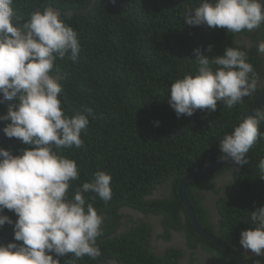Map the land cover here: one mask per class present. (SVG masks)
<instances>
[{
  "label": "trees",
  "instance_id": "1",
  "mask_svg": "<svg viewBox=\"0 0 264 264\" xmlns=\"http://www.w3.org/2000/svg\"><path fill=\"white\" fill-rule=\"evenodd\" d=\"M199 0H14L21 22L34 11L52 7L61 12L66 23L80 34L81 52L77 62L57 61L60 94L68 115L91 108L95 120L82 133L84 148L63 150L80 167V180L75 188L103 170L113 177V198L107 204L98 196L90 199L98 214L105 218L103 236L98 239L102 255L96 260L84 257L75 264H177L182 253L171 249L158 256L150 249L152 229L147 224L118 233L121 209H141L164 217L163 226L186 232L189 245L213 254L224 264H240L232 254L199 237L192 228L178 193L180 182L214 163L223 155L219 141L249 115L264 85V68L256 47L247 51L237 44L239 34L206 25L189 26L183 13L195 8ZM261 29H264L262 26ZM240 34L249 35L248 32ZM264 30H262V35ZM212 45V51L206 49ZM229 47L247 52L249 63L259 75L257 91L241 104L227 109L218 105L215 112L197 110L191 117L177 118L170 107V86L177 78L195 72L194 50L200 48L209 59L222 55ZM0 105V115L9 105ZM259 110H264V103ZM159 126H154V122ZM0 123V147L13 155L30 148L16 138H8ZM264 132V123L260 125ZM249 164L238 166L232 161L212 173L188 184L187 194L200 227L225 244L238 249L240 234L253 225L251 212L264 206V178L257 167L264 158V139L249 151ZM231 174L226 193L217 187L216 179ZM170 182L171 194L163 199H149L154 191ZM197 190L212 191L217 202L219 227L216 233ZM91 198L95 194H85ZM4 215L13 222L17 216L7 209ZM22 243L14 240L13 225L0 228V245ZM72 257L60 258L69 264ZM246 263V257H244ZM247 264V263H246Z\"/></svg>",
  "mask_w": 264,
  "mask_h": 264
},
{
  "label": "clouds",
  "instance_id": "2",
  "mask_svg": "<svg viewBox=\"0 0 264 264\" xmlns=\"http://www.w3.org/2000/svg\"><path fill=\"white\" fill-rule=\"evenodd\" d=\"M183 17L189 26L251 33L264 26V5L261 0H199ZM206 50L211 52L212 45ZM256 50L264 56V39ZM80 52V34L60 11L45 7L21 24L14 0H0V105L16 101L0 115V123L5 124L6 137L31 146L18 155L0 147V228L13 225L14 240L22 242L0 245V264H61L62 257H72L69 264H75L102 255L98 239L104 234L105 218L90 199L98 196L105 204L110 202L113 177L96 171L70 195L81 171L62 151L84 148L82 133L90 118H96L91 108L68 115L60 98L57 61L75 63ZM194 55L195 72L177 78L169 89L168 103L177 118L191 117L197 110L215 112L221 104L232 109L257 91L260 78L246 51L229 47L209 59L197 48ZM262 123L264 110L245 116L219 141L220 159L248 165L249 151L264 139ZM257 167L264 178V158ZM88 193L95 195L89 198ZM5 209L17 216L15 222L3 214ZM250 221L253 226L241 232L239 243L262 257L264 206L251 212Z\"/></svg>",
  "mask_w": 264,
  "mask_h": 264
},
{
  "label": "flooded vegetation",
  "instance_id": "3",
  "mask_svg": "<svg viewBox=\"0 0 264 264\" xmlns=\"http://www.w3.org/2000/svg\"><path fill=\"white\" fill-rule=\"evenodd\" d=\"M262 30L259 29L254 32H251L249 35L239 34L236 38L237 44L245 47L247 51L253 50V47H256L259 40L264 39V34L262 35ZM260 62L263 66L264 64V56L260 55ZM263 82L259 87L264 85ZM223 179L227 180L231 183L232 175L227 173L223 177L217 178L216 184L218 188H221L224 192H228L230 189L224 180V185L221 186V182ZM161 187V185H160ZM158 187L153 195L149 197V199H158L155 198L156 195L159 194ZM197 193L203 199L205 197V201H203L204 209L207 212L209 221L216 226V233H221L219 227V216L216 210L214 213V209L217 208V202L220 199V195L217 196L212 191H204L197 190ZM166 198L167 195H164ZM161 198V199H163ZM186 209V208H185ZM130 211L127 213V211ZM187 212V211H186ZM120 213L123 215L121 218V227L118 230V233L124 232L125 230H129L133 227H137L142 224H147L152 229L151 233V241H150V249L153 253H156L158 256H163L167 250L175 249L182 253V256L179 258L177 264H224L216 259V257L210 252L206 251L202 248L201 245H197L195 248H191L188 241V236L186 232H179L172 228L166 230L163 226L164 217L161 215H154L153 213H144L141 209L129 208L125 207L121 209ZM184 221L186 218L184 213H182ZM191 221V220H190ZM193 228V227H192ZM194 230V229H193ZM239 252L243 257H246L247 264H264V256L257 257L251 250H245L243 247H238ZM105 264H117L115 260L108 261ZM165 264H169L166 262Z\"/></svg>",
  "mask_w": 264,
  "mask_h": 264
},
{
  "label": "water",
  "instance_id": "4",
  "mask_svg": "<svg viewBox=\"0 0 264 264\" xmlns=\"http://www.w3.org/2000/svg\"><path fill=\"white\" fill-rule=\"evenodd\" d=\"M261 3H262V5H264V0H261ZM22 23L23 22H21V24ZM263 103H264V89L262 90L260 96L255 100L253 107L251 108V110L249 112V115H253L255 113V111L259 110ZM230 161H231L230 158H226L224 160L218 159L214 163L206 166L204 169H202L196 173H193L191 175H188L187 177H185L180 182V185L178 187V193L180 196L181 203L186 208L188 217L191 220V224H192V227H193L195 233L199 237L205 239L206 241H208V242L218 246L222 250L234 255L239 260L240 264H245L244 257L242 256V254L239 252L238 249L225 244L220 239H218L217 237H215V236L211 235L210 233L204 231L200 227L198 220H197V217H196V212H195V210H194V208L190 202V199L188 197V194H187V187H188V184L190 182L198 180V179L212 173L213 171L222 167L224 164H226Z\"/></svg>",
  "mask_w": 264,
  "mask_h": 264
},
{
  "label": "rangeland",
  "instance_id": "5",
  "mask_svg": "<svg viewBox=\"0 0 264 264\" xmlns=\"http://www.w3.org/2000/svg\"><path fill=\"white\" fill-rule=\"evenodd\" d=\"M263 68H264V64H263ZM224 180L225 179H223V182H221V186L220 187H222L224 185ZM225 181H226L227 185L229 186L230 182H228L227 180H225ZM158 191H159V194L156 195L155 198L161 199V198L165 197L164 195H168L169 196L171 194L170 182H166L164 184H161V187L159 188ZM216 210H217V208L214 209V213H216ZM125 211H127V210H125ZM128 212H130V211H127V213Z\"/></svg>",
  "mask_w": 264,
  "mask_h": 264
}]
</instances>
